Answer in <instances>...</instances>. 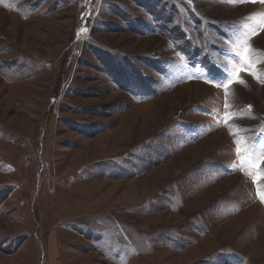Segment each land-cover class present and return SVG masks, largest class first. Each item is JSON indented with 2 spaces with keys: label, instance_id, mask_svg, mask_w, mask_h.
<instances>
[{
  "label": "rangeland",
  "instance_id": "1",
  "mask_svg": "<svg viewBox=\"0 0 264 264\" xmlns=\"http://www.w3.org/2000/svg\"><path fill=\"white\" fill-rule=\"evenodd\" d=\"M255 13L264 5L0 0V264H264V175L253 183L234 144L264 145V83L242 71L247 86L226 97L205 80L239 64L231 47L264 23ZM250 43L264 77V31ZM36 146L39 187L21 162Z\"/></svg>",
  "mask_w": 264,
  "mask_h": 264
},
{
  "label": "snow or ice",
  "instance_id": "2",
  "mask_svg": "<svg viewBox=\"0 0 264 264\" xmlns=\"http://www.w3.org/2000/svg\"><path fill=\"white\" fill-rule=\"evenodd\" d=\"M189 4L191 0H188ZM223 2L232 3V4H245V3H257L264 5V0H223ZM258 17H264V13H255L249 16L248 20H256ZM249 31H246L237 41L232 45L231 50L235 53L237 57H239V64L234 63L229 60L222 68V72L226 74V78L220 82H216L207 74L205 75V80L208 83H214L216 87L223 88L225 90V96L227 97L230 92V85L233 83H238L243 86L246 85V81L241 78L240 73L242 71H247L249 75L253 76L254 79H257L258 82L264 83V77H261L257 71L254 69L255 62L250 59L251 53L254 51L250 40L253 36L258 35L260 31H264V23L260 24L257 28L254 25H245ZM81 31H87V29H82ZM79 37V33L77 34ZM217 67H220L217 65ZM227 107V101H226ZM249 111L251 110V106H248ZM242 115V114H241ZM235 118V114L229 113L224 116L223 119L226 121H231ZM241 132L248 131L247 129H240ZM229 134L234 135L229 128ZM264 135V132L261 133ZM249 139L245 137L243 142L241 139L234 138V144L237 145L236 155L240 160V167L245 169L253 177V183L257 184V175H264V168H259V163L264 162V145H261L260 148H257L255 142L249 143ZM247 166V167H246ZM233 170L235 171V165H233ZM257 197L260 199L261 203H264V192H261L259 186L257 187Z\"/></svg>",
  "mask_w": 264,
  "mask_h": 264
},
{
  "label": "built area",
  "instance_id": "3",
  "mask_svg": "<svg viewBox=\"0 0 264 264\" xmlns=\"http://www.w3.org/2000/svg\"><path fill=\"white\" fill-rule=\"evenodd\" d=\"M25 148L29 147L30 144L28 141L25 142ZM41 147L33 149H29V152L26 154H23L21 157V162L24 165V168L30 169L31 167H34L36 169V180L37 182V187L42 185L43 183L46 182L47 179V173L49 169V164L47 162H44V157H43V151ZM35 165V166H34ZM79 172L74 173L70 176H68L66 179L61 178L62 182H74L77 180Z\"/></svg>",
  "mask_w": 264,
  "mask_h": 264
},
{
  "label": "crops",
  "instance_id": "4",
  "mask_svg": "<svg viewBox=\"0 0 264 264\" xmlns=\"http://www.w3.org/2000/svg\"><path fill=\"white\" fill-rule=\"evenodd\" d=\"M10 196V195H9ZM8 196V197H9ZM70 203L72 204L73 202L72 201H70ZM65 213L64 212H62V213H58V216H56V219L59 221V220H61V222L63 221V220H65ZM61 222L59 223V224H61ZM64 226H66V228L68 229V232H73V230L74 229H76V230H79L80 228H82L81 226V224L80 223H77V222H73V223H70V222H66V223H64ZM83 227H85V226H83ZM91 227V226H90ZM93 228H88V229H84V228H82L85 232H87V231H90V232H95L94 234L96 235H103L102 233V230H101V227L100 226H97V225H94V226H92ZM110 230H108V232H109ZM109 238V237H108ZM107 247H112V244H111V242L110 243H108L107 242Z\"/></svg>",
  "mask_w": 264,
  "mask_h": 264
},
{
  "label": "trees",
  "instance_id": "5",
  "mask_svg": "<svg viewBox=\"0 0 264 264\" xmlns=\"http://www.w3.org/2000/svg\"><path fill=\"white\" fill-rule=\"evenodd\" d=\"M158 3H160V2L158 1ZM124 20H126V19H124ZM125 24L129 27L130 31L135 32V33L136 32L139 33V31H140L139 28L138 27H134V24H132L131 21L130 22L128 21V23L126 22ZM128 64H132V63H128ZM125 73H127V71Z\"/></svg>",
  "mask_w": 264,
  "mask_h": 264
}]
</instances>
